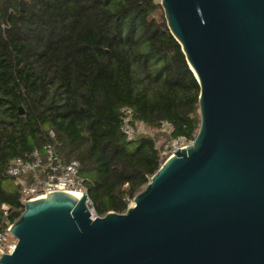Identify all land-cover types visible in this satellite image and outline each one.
Returning <instances> with one entry per match:
<instances>
[{"label": "water", "instance_id": "obj_1", "mask_svg": "<svg viewBox=\"0 0 264 264\" xmlns=\"http://www.w3.org/2000/svg\"><path fill=\"white\" fill-rule=\"evenodd\" d=\"M159 5L199 87L192 143L124 213L91 218L85 193L25 201L0 264H264V0Z\"/></svg>", "mask_w": 264, "mask_h": 264}, {"label": "trees", "instance_id": "obj_2", "mask_svg": "<svg viewBox=\"0 0 264 264\" xmlns=\"http://www.w3.org/2000/svg\"><path fill=\"white\" fill-rule=\"evenodd\" d=\"M198 94L159 0H0V231L22 211L8 163L46 145L78 162L95 216L124 213L161 165L158 140L194 139ZM122 107L153 136L127 140Z\"/></svg>", "mask_w": 264, "mask_h": 264}, {"label": "built area", "instance_id": "obj_3", "mask_svg": "<svg viewBox=\"0 0 264 264\" xmlns=\"http://www.w3.org/2000/svg\"><path fill=\"white\" fill-rule=\"evenodd\" d=\"M120 113V130L127 140H132L138 135L153 136L154 133L142 121L134 119L131 109L122 107ZM172 131L171 124L167 121H162L155 133L168 135ZM47 134L49 138H53L52 132L49 131ZM191 143L192 140H187L184 137L171 138L161 148H158L160 150V164L172 155L175 148L180 150ZM42 151L40 153L38 150H33L28 159L16 158L8 163L6 175L13 178L15 184L20 187L19 201L21 205L25 201L44 197L46 193L55 190L67 193L78 191L81 195L85 193L78 175L79 164L77 161L72 160L63 163L56 155L52 145L44 146ZM27 180L29 184H27ZM87 208L91 218L94 217L95 215L89 203ZM1 210L5 214L6 207L1 206ZM9 225L6 223V227L0 231V256L10 254L15 244L14 238L6 231Z\"/></svg>", "mask_w": 264, "mask_h": 264}, {"label": "rangeland", "instance_id": "obj_4", "mask_svg": "<svg viewBox=\"0 0 264 264\" xmlns=\"http://www.w3.org/2000/svg\"><path fill=\"white\" fill-rule=\"evenodd\" d=\"M164 139L163 138H160L159 140H158V142H157V147L158 148H161V146L163 145V143H164ZM88 204V203H87ZM130 204H132V201L130 202ZM129 204V205H130Z\"/></svg>", "mask_w": 264, "mask_h": 264}, {"label": "bare ground", "instance_id": "obj_5", "mask_svg": "<svg viewBox=\"0 0 264 264\" xmlns=\"http://www.w3.org/2000/svg\"><path fill=\"white\" fill-rule=\"evenodd\" d=\"M69 194L75 195V196H77L79 198L81 197V194L78 191H71V192H69Z\"/></svg>", "mask_w": 264, "mask_h": 264}]
</instances>
